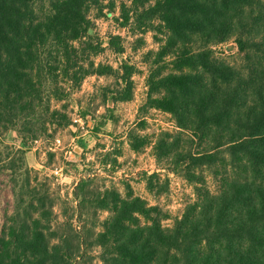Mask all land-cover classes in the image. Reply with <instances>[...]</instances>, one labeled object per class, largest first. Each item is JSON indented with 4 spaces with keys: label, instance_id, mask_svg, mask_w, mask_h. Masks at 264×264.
I'll return each instance as SVG.
<instances>
[{
    "label": "trees",
    "instance_id": "obj_1",
    "mask_svg": "<svg viewBox=\"0 0 264 264\" xmlns=\"http://www.w3.org/2000/svg\"><path fill=\"white\" fill-rule=\"evenodd\" d=\"M35 3L0 0V136L16 130L23 142L32 141L50 127H69L65 107L51 109L50 101L63 102L91 76L115 80L116 88L102 91L103 100L109 95L113 103L131 101L132 68L122 64L114 70L91 60L102 45L91 35L89 14L97 19L116 9L120 28L130 32L153 31L157 21L165 41L155 63L171 55L170 73H162L163 67L149 72L146 107L172 115L176 128L194 139L212 138L203 153H175L181 158L174 169L190 182L197 177L189 168L197 165L213 174L226 175L229 168L234 178L225 177L217 195L200 186L196 201L170 228L157 206L81 178L72 194V217L81 231L55 242L47 236L52 202L26 181L22 188L36 200L16 206L9 216L0 214V264H83L84 251L93 248L96 264H264V64L243 76L217 61L212 50L235 39L245 18L255 21V0H128L118 8L113 0H49L41 11ZM121 40L108 38L113 53H123ZM236 43L243 51L240 39ZM127 138L139 152L144 141ZM169 147L164 141L155 158L170 154ZM100 213L108 214L103 222Z\"/></svg>",
    "mask_w": 264,
    "mask_h": 264
},
{
    "label": "rangeland",
    "instance_id": "obj_2",
    "mask_svg": "<svg viewBox=\"0 0 264 264\" xmlns=\"http://www.w3.org/2000/svg\"><path fill=\"white\" fill-rule=\"evenodd\" d=\"M118 8L121 2L113 0ZM155 2L156 0H151ZM49 0H36L38 11L47 10ZM107 1L104 2L106 4ZM252 8V21L245 18L242 27L235 32V39L212 48L217 61L235 69L236 72L249 74L250 68L264 64V0H255ZM251 13V12H250ZM103 17L95 18L92 36L99 39L102 52L91 57L96 64L111 66L114 70L126 64L132 68V99L129 102L113 103L107 95L102 99L105 88H116L111 77L86 78L78 90L70 91L63 102L50 101V107H65V112L72 123L67 128H49L46 135L37 140L22 141L16 130H8L0 136V214H13L16 206L26 208L28 202L36 200L35 194L27 195L22 188L30 181L31 188L48 195L53 206L51 234L53 242L61 236L75 238L81 231V224L75 213L74 187L79 180H92L94 188H111L125 195L132 192L145 200L149 206H157L165 213V228H170L185 208L194 203L200 186L212 195L220 191L225 177L229 174H213L207 167H190L197 179L188 181L181 170L174 169L175 162L182 156H195L213 145L212 138L194 139L188 132L176 128L172 115L161 110L146 107L148 95V75L150 70L164 68L162 73H170L171 55L159 62L157 52L164 44V36L158 30L155 21L153 31H132L121 29L118 11H104ZM253 24V27H252ZM120 35L122 54H115L108 47L110 36ZM236 39L243 43V51L237 47ZM199 43L192 44L196 49ZM65 89L67 86L62 85ZM48 90V89H47ZM44 93L43 99H47ZM128 134L140 138L144 145L139 152L129 147ZM166 141L170 154L162 159L155 158L156 151ZM180 154L175 156L174 154ZM108 162L110 165L102 166ZM12 163V168L9 167ZM220 164L221 162H217ZM107 164V163H106ZM11 169V170H7ZM151 176H153L151 178ZM202 180V183H196ZM201 192V191H200ZM29 193V190H28ZM9 214V215H8ZM99 222L108 218L107 213H100ZM90 221V219H87ZM100 230V228H99ZM76 240V239H75ZM74 240V242H75ZM88 256L83 264H96L98 250L86 249Z\"/></svg>",
    "mask_w": 264,
    "mask_h": 264
}]
</instances>
